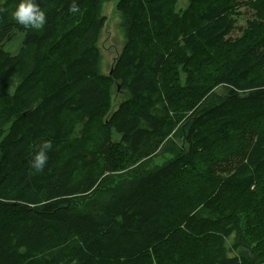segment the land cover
<instances>
[{
	"label": "trees",
	"instance_id": "trees-1",
	"mask_svg": "<svg viewBox=\"0 0 264 264\" xmlns=\"http://www.w3.org/2000/svg\"><path fill=\"white\" fill-rule=\"evenodd\" d=\"M108 1L38 0L42 31L0 3V264H264V0L234 41L245 0H118L104 74Z\"/></svg>",
	"mask_w": 264,
	"mask_h": 264
},
{
	"label": "rangeland",
	"instance_id": "rangeland-1",
	"mask_svg": "<svg viewBox=\"0 0 264 264\" xmlns=\"http://www.w3.org/2000/svg\"><path fill=\"white\" fill-rule=\"evenodd\" d=\"M118 0H110L105 3L103 15L106 16L107 21L105 27L102 30V34L99 41V46L102 51V72L104 74H109L113 67L114 62L117 57L120 55L125 43L124 33L120 27L122 17L120 12L116 8V3ZM250 0H245L243 5L237 9L236 12L233 13L232 17L235 22L234 30L229 33L226 37L227 40H237L243 35V31H247L249 27L250 20L259 19V16L256 15L257 11H255L249 4ZM187 1L179 0L177 4V8H186ZM121 30V31H120ZM23 35L19 34L16 39L6 45V49L16 53L21 46V37ZM254 48V47H253ZM257 48V47H256ZM255 58V66L254 72L256 74H264V45H259L256 49V53L254 55ZM11 86V91L14 90L15 85L17 83H13ZM214 90L223 92V89L218 86ZM122 99L121 96L117 95L114 97L115 106L118 105L119 101ZM118 100V101H117ZM226 145H232V143H236V137L234 138L233 134H229ZM233 146V145H232ZM170 158V154L168 152H163L161 154L156 155L150 162V166H161L163 163ZM262 179L259 183H257V188H253V196L252 203L255 205V209L253 212H256L259 208L262 209L260 202L264 200V169L261 173ZM260 190V191H259ZM252 205V206H253ZM252 219L254 221H264V214L258 213L252 214ZM233 241V236L229 238V244Z\"/></svg>",
	"mask_w": 264,
	"mask_h": 264
},
{
	"label": "clouds",
	"instance_id": "clouds-1",
	"mask_svg": "<svg viewBox=\"0 0 264 264\" xmlns=\"http://www.w3.org/2000/svg\"><path fill=\"white\" fill-rule=\"evenodd\" d=\"M4 3V0H0ZM3 11V9H0ZM70 11L76 13L77 7L74 5ZM12 21L17 25L33 31H42L47 24V13L38 3V0H16L15 7L10 11ZM53 147L50 141L44 142L40 150L35 154L32 167L38 171L43 170L48 162V152Z\"/></svg>",
	"mask_w": 264,
	"mask_h": 264
},
{
	"label": "bare ground",
	"instance_id": "bare-ground-1",
	"mask_svg": "<svg viewBox=\"0 0 264 264\" xmlns=\"http://www.w3.org/2000/svg\"><path fill=\"white\" fill-rule=\"evenodd\" d=\"M101 18V17H100ZM99 48V47H98ZM99 57V56H98ZM102 59V58H101ZM260 191V190H259Z\"/></svg>",
	"mask_w": 264,
	"mask_h": 264
}]
</instances>
